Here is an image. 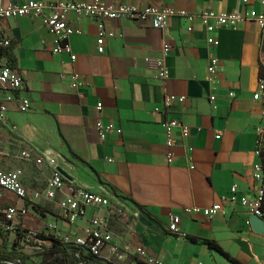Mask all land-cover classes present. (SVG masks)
<instances>
[{
    "label": "crops",
    "instance_id": "0c3cea01",
    "mask_svg": "<svg viewBox=\"0 0 264 264\" xmlns=\"http://www.w3.org/2000/svg\"><path fill=\"white\" fill-rule=\"evenodd\" d=\"M28 1L56 0H0V5ZM104 1L139 4L141 0ZM150 1L192 14L243 10L236 0ZM252 7L264 11L260 0H252ZM105 24L116 37L99 54V22L70 18L71 27L81 32L69 39L77 56L72 63L69 55L53 53L55 38L41 18L0 22V36L13 41L10 48L0 49V64L10 65L7 52L12 51L33 102L28 113H19L14 104L9 106L8 127L0 129V150L9 155L20 149L51 150L58 157V167L71 177L70 183L109 197L112 206L123 209L126 218L112 222L116 243L126 253V259L117 264H142L137 257L139 247L166 264H231L204 241L217 243L241 264H264V235L253 231L252 215L240 204H227L225 214L211 220L182 212L186 207L219 203L235 184L239 198L252 199L263 191L252 171L260 162L255 154V130L264 113V98L258 91L264 31L253 21L236 28L219 27L214 34L219 45L212 48L198 21L191 33L181 18L173 19L164 30L128 19ZM165 45L171 48L166 58L170 76L163 83L157 78L156 60ZM210 55L220 61L216 89L207 81ZM74 73L83 81L79 90L71 88ZM230 93L235 96L231 98ZM212 94L216 97L213 103ZM166 96H184L186 101H175L166 108ZM98 103L103 105L100 112ZM169 119L189 128L186 137L178 134L171 164L166 159L164 129ZM99 120L120 129L121 135L112 132L101 141L96 130ZM60 155L72 166L63 163ZM0 167L21 168L23 184L35 192L52 172L48 163L39 169L11 158L0 159ZM1 202L3 206H22L8 192ZM41 208L47 217L44 221H54L57 207L42 203ZM94 212L74 227L58 219V227L80 236ZM135 212L140 214L137 220L133 219ZM170 214L181 216L180 231L187 239L169 233ZM99 264L109 263L101 260Z\"/></svg>",
    "mask_w": 264,
    "mask_h": 264
},
{
    "label": "built area",
    "instance_id": "2783aa9c",
    "mask_svg": "<svg viewBox=\"0 0 264 264\" xmlns=\"http://www.w3.org/2000/svg\"><path fill=\"white\" fill-rule=\"evenodd\" d=\"M243 10L228 13H218L213 10L203 11L200 14H192L186 11L176 10L171 7H159L151 3L150 0H141L139 4H114L107 3L104 0H90L89 2H76L73 0H56L53 3L28 1L24 4L11 2L5 6L0 5V22L15 20L20 17L41 18L48 31L54 36L53 53L56 55L67 54L74 63L77 56L73 54L69 39L72 35L80 34L70 25L72 16L78 18H89L99 22L97 47L98 53L104 54L106 43L116 37L114 30L108 29L105 22H115L121 20H132L141 23H149L154 29L164 30L175 18H181L187 23V32L194 30V25L198 21L207 33V44L212 48L219 45V41L214 36L219 27L236 28L237 26L248 22H255L258 27L264 31V11L257 12L252 7V0H236ZM264 8V0H260ZM13 45L11 38L0 36V49L10 48ZM171 52L169 45L162 49L161 57L156 60L157 78L163 83L169 79L170 73L166 64V58ZM220 61L215 55H210L207 64V81L212 89L218 87ZM83 86L80 75L74 73L71 75V88L79 90ZM258 91L264 98V79H259ZM233 98L234 93L229 95ZM216 100L214 94L210 96V102ZM180 104L186 101V97L178 98L166 96L164 104L166 108L172 106L174 102ZM16 105L19 113H28L33 108V102L30 99L23 77L17 68L10 65L0 64V129L8 127L9 124V106ZM102 103L97 104V111L102 109ZM159 110L157 109L156 112ZM165 144L167 148L166 159L169 164L173 162L174 149L178 144V134L181 138L189 134V128L183 123L169 119L164 123ZM96 130L101 141H106L108 135L116 132L121 135L120 129H115L111 124H104L99 120L96 124ZM256 151L257 157L264 152V113L261 123L256 127ZM220 136H217L219 139ZM17 141V140H15ZM20 146L22 143L18 142ZM192 152V149H190ZM12 159L23 164H33L43 166L45 163L52 168V172L44 178V184L39 191H28L22 181L23 170L13 168L11 170L0 167V230L14 231L17 223L24 217H29L32 210L41 207L42 203L55 205L57 212L53 215L54 221L47 222V232L54 239L64 243L78 245L88 251L95 262L85 263L81 260L79 253L76 254L78 264H99V261L117 264L126 259V253L116 243L115 234L112 228L114 220L121 221L125 219V212L118 206H112L111 199L101 194L94 193L89 189L74 185L66 180L58 171V157L53 151L40 152L37 149L22 150L16 154L9 155L0 150V159ZM253 178L263 186V166L258 162L253 166ZM12 193L18 200L22 201V206L15 204L3 206L1 199L5 193ZM238 186L235 184L230 189V195L223 197L219 203L211 207H186L183 214L187 216H201L211 220L218 214H225L227 204H240L254 216L264 219L260 211L263 191L260 195L252 199L246 197L239 198ZM94 210V215L88 220V227L80 236H73L64 233L57 224L61 219L74 227L76 223L85 219L87 214ZM139 212H135L133 219L139 218ZM181 216L170 214L168 231L170 234L187 239V235L180 231ZM249 223V222H248ZM29 241H23L24 252L32 254L33 248L29 246ZM37 244V241H34ZM107 254V255H106ZM138 260L142 264H166L163 260L149 255L143 248L137 250ZM8 264H15L9 262ZM201 264V263H200Z\"/></svg>",
    "mask_w": 264,
    "mask_h": 264
},
{
    "label": "trees",
    "instance_id": "16d2710c",
    "mask_svg": "<svg viewBox=\"0 0 264 264\" xmlns=\"http://www.w3.org/2000/svg\"><path fill=\"white\" fill-rule=\"evenodd\" d=\"M7 55L11 60L10 66L16 68L12 51L9 50ZM260 68V79H264V60ZM260 162L263 166L264 175V152L260 156ZM260 211L264 215V178ZM44 212V209L37 207L32 210L29 217L22 219L14 231L0 230V264H8L9 262L29 264L34 255L42 257L40 264H78V259L75 256L78 253L85 263L95 262V258L86 249L54 239L47 232V221H44L47 217ZM26 240L29 241V246L34 250L31 255L24 252L23 241ZM34 241H37V244H34ZM204 243L211 249L221 253L231 264H241L223 252L217 243L211 241H204Z\"/></svg>",
    "mask_w": 264,
    "mask_h": 264
},
{
    "label": "water",
    "instance_id": "95a60500",
    "mask_svg": "<svg viewBox=\"0 0 264 264\" xmlns=\"http://www.w3.org/2000/svg\"><path fill=\"white\" fill-rule=\"evenodd\" d=\"M59 158L63 161V163L69 165V166H72V163L70 161H68L64 156L60 155ZM57 171L66 179V180H71V177L68 175L67 172H65L63 170V168L61 167H57ZM250 225L253 229V231L256 233V234H259V235H264V219L263 218H260L256 215L252 216L250 218Z\"/></svg>",
    "mask_w": 264,
    "mask_h": 264
},
{
    "label": "rangeland",
    "instance_id": "374dc122",
    "mask_svg": "<svg viewBox=\"0 0 264 264\" xmlns=\"http://www.w3.org/2000/svg\"><path fill=\"white\" fill-rule=\"evenodd\" d=\"M263 58H264V56H263ZM41 261H42V257L41 256L34 255L33 258L31 259V262L29 264H40Z\"/></svg>",
    "mask_w": 264,
    "mask_h": 264
}]
</instances>
